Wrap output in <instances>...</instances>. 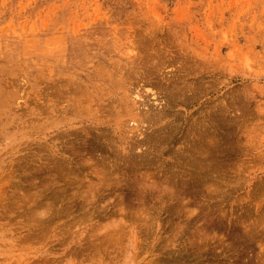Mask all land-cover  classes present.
I'll return each instance as SVG.
<instances>
[{
    "label": "rangeland",
    "instance_id": "obj_1",
    "mask_svg": "<svg viewBox=\"0 0 264 264\" xmlns=\"http://www.w3.org/2000/svg\"><path fill=\"white\" fill-rule=\"evenodd\" d=\"M0 264H264V0H0Z\"/></svg>",
    "mask_w": 264,
    "mask_h": 264
},
{
    "label": "bare ground",
    "instance_id": "obj_2",
    "mask_svg": "<svg viewBox=\"0 0 264 264\" xmlns=\"http://www.w3.org/2000/svg\"><path fill=\"white\" fill-rule=\"evenodd\" d=\"M156 84V83H155ZM118 85V84H117ZM84 86V85H83ZM119 86V85H118ZM122 86V85H121ZM76 93V97H78L77 99H75V102L77 103V104H80V105H84V103L86 104V100H87V96H86V94H87V92H88V86L86 87V89H84L83 87H82V90H76L75 91ZM106 94V93H105ZM128 99V98H127ZM131 101V100H130ZM127 103V102H126ZM84 107H85V105H84ZM126 107H127V105H126ZM131 108V107H130ZM128 110V109H127ZM126 110V111H127ZM133 111V110H132ZM77 117V116H76ZM86 119V118H85ZM120 121V120H119ZM154 120H152V122H153ZM154 123V122H153ZM155 123H156V121H155ZM154 123V124H155ZM118 124V123H117ZM116 124V125H117ZM115 125V126H116ZM118 126H120V124L118 125ZM134 127V126H133ZM119 128V127H118ZM123 130V129H122ZM165 139L164 138H150L149 140H148V144L153 148L154 147V150H156L157 148L155 147V146H157L158 144H162V142L164 141ZM166 140H168V139H166ZM165 140V141H166ZM164 141V142H165ZM158 147V146H157ZM156 148V149H155ZM151 150V149H150ZM148 162H149V158H148ZM139 167V166H138ZM137 167V168H138Z\"/></svg>",
    "mask_w": 264,
    "mask_h": 264
}]
</instances>
